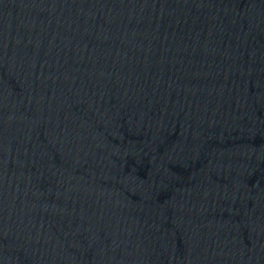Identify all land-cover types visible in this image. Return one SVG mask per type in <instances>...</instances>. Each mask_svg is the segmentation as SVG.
Listing matches in <instances>:
<instances>
[{
    "label": "water",
    "instance_id": "1",
    "mask_svg": "<svg viewBox=\"0 0 264 264\" xmlns=\"http://www.w3.org/2000/svg\"><path fill=\"white\" fill-rule=\"evenodd\" d=\"M230 201L264 264V0H176Z\"/></svg>",
    "mask_w": 264,
    "mask_h": 264
}]
</instances>
